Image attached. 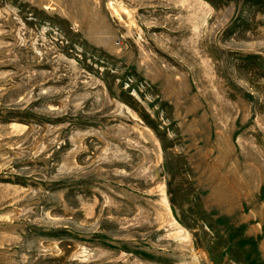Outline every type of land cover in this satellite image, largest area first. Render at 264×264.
<instances>
[{"label": "rangeland", "instance_id": "374dc122", "mask_svg": "<svg viewBox=\"0 0 264 264\" xmlns=\"http://www.w3.org/2000/svg\"><path fill=\"white\" fill-rule=\"evenodd\" d=\"M0 264H264V0H0Z\"/></svg>", "mask_w": 264, "mask_h": 264}]
</instances>
